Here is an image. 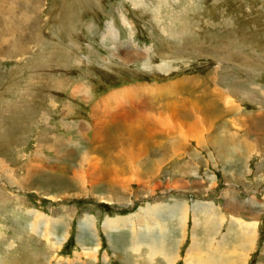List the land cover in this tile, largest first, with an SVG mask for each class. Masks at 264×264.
I'll use <instances>...</instances> for the list:
<instances>
[{
  "label": "rangeland",
  "instance_id": "1",
  "mask_svg": "<svg viewBox=\"0 0 264 264\" xmlns=\"http://www.w3.org/2000/svg\"><path fill=\"white\" fill-rule=\"evenodd\" d=\"M162 240L264 264V0H0V264H169Z\"/></svg>",
  "mask_w": 264,
  "mask_h": 264
},
{
  "label": "bare ground",
  "instance_id": "2",
  "mask_svg": "<svg viewBox=\"0 0 264 264\" xmlns=\"http://www.w3.org/2000/svg\"><path fill=\"white\" fill-rule=\"evenodd\" d=\"M119 39V34H115V40H118ZM163 67V66H161ZM134 89H137V91L135 92V95L137 93H139L138 91L140 90V88H138V86L134 87ZM132 88L130 89H124L123 91H120V93H112L111 94V98L115 99V98H121L122 100V94H127V97L131 100L132 99V96H131V91ZM144 91V90H143ZM145 92V91H144ZM138 95V94H137ZM139 97V96H138ZM144 98V97H143ZM117 101V100H116ZM120 101V100H119ZM130 102H133V101H130ZM134 103V102H133ZM130 104V103H129ZM120 108V107H119ZM115 109V108H114ZM108 113V112H107ZM122 118V117H121ZM99 136V135H98ZM135 137H132V140H134ZM93 165V164H92ZM78 171V170H77ZM76 171V172H77ZM83 171V170H82ZM110 170H107V172H109ZM85 173V172H84ZM103 170H96L94 173H92L90 176H92V178H90L89 180H92L91 182H88V183H91L92 185H95V184H99V183H96L97 180L99 179H103L105 174H106ZM77 174V173H76ZM80 174V173H78ZM88 177V175H87ZM74 180V179H73ZM94 180L95 183H94ZM249 197V196H248ZM197 206L199 207H203L204 205H202V202L201 203H196ZM210 206V204H208ZM207 206V205H206ZM205 206V207H206ZM210 209V208H208ZM212 209V208H211ZM182 210V209H181ZM152 211V207L151 206H147L146 208H143V209H139L138 212H136L135 214H132L130 215L129 217H117V218H106L105 221L103 222L104 226V230L105 231H109V232H116L118 230H121V229H128V230H133L135 226L137 225H143V222H147L148 224L149 223H155L156 222V219L154 220L153 218L155 216L152 215L151 213ZM182 212V211H181ZM154 213V212H153ZM180 214V213H179ZM199 214V213H198ZM202 214L205 216V213L204 211L202 212ZM186 215V213H185ZM208 215H211L213 216L212 218L215 219L214 216H216V214L212 211L210 212ZM179 216V215H178ZM186 217V216H185ZM184 216H179L178 218H176V221L181 224L183 221H184ZM206 217V216H205ZM173 218V217H172ZM175 218V217H174ZM46 218H44V216H41L40 219L38 220L39 224L38 225H41V222L42 220ZM50 219V218H48ZM128 219V221H126ZM54 220V219H53ZM152 220V221H151ZM47 221V220H46ZM45 222V221H44ZM56 222V220H55ZM83 222L85 223L84 226H87L89 225L90 227H92L93 224H91L93 222V220L88 216L86 215ZM138 222V223H137ZM240 222V221H239ZM34 223V222H33ZM54 224V223H52ZM56 224V223H55ZM178 225V224H177ZM182 225V224H181ZM195 226V225H194ZM151 228V227H150ZM235 229H232L233 230V234H235V230H236V227L234 226ZM135 232V231H134ZM136 234V233H135ZM253 233L249 234V236L251 237ZM50 235V234H49ZM48 235V236H49ZM54 236V235H53ZM242 238V237H241ZM238 239H239V236H238ZM141 240V239H140ZM247 240V239H246ZM66 241V236L61 240L59 241L60 242V245H62L64 242ZM224 241H229L227 239H225ZM212 242V241H211ZM239 242V241H238ZM138 244H142V242H138ZM150 244V243H149ZM156 246L155 245H152L150 246V257H149V260H153L154 256H158L160 255L163 260L169 264H174V261H175V258H176V255H172L171 254H166L163 250V246L162 245H166L165 241H156ZM217 244V242L215 243ZM213 243H210L206 249V252H202V255H207V257H201L199 256V254H196L195 256H191L189 258L186 259V264H244L246 263V258H247V255H243L242 256V259H236L235 261L231 262V261H227L225 258L224 260H221L219 256H213V257H210V253L209 252H212V253H217L214 249H213V246L215 245ZM248 243H246L247 245ZM148 245V244H147ZM244 245V244H243ZM242 245V246H243ZM168 246V245H167ZM141 248V246H138L136 247V250L139 251ZM193 248H195V250H200V245L197 243V240L194 241V246ZM159 249V250H158ZM168 250V249H167ZM201 251V250H200ZM209 251V252H208ZM190 252V251H189ZM149 254V253H148ZM148 260V261H149Z\"/></svg>",
  "mask_w": 264,
  "mask_h": 264
},
{
  "label": "crops",
  "instance_id": "3",
  "mask_svg": "<svg viewBox=\"0 0 264 264\" xmlns=\"http://www.w3.org/2000/svg\"><path fill=\"white\" fill-rule=\"evenodd\" d=\"M224 200V199H223ZM244 211V210H243ZM225 212H226V209H225ZM245 212V211H244ZM228 214V213H227ZM245 214L247 215V216H250L249 215V212H247V209H246V212H245Z\"/></svg>",
  "mask_w": 264,
  "mask_h": 264
}]
</instances>
